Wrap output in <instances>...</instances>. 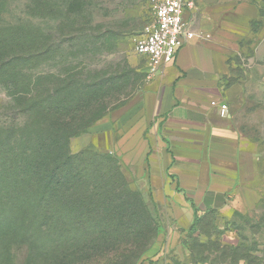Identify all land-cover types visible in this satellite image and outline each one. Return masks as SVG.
<instances>
[{"label": "rangeland", "instance_id": "rangeland-1", "mask_svg": "<svg viewBox=\"0 0 264 264\" xmlns=\"http://www.w3.org/2000/svg\"><path fill=\"white\" fill-rule=\"evenodd\" d=\"M152 17L150 0L1 1L5 35L23 29L33 42L45 36L51 49L17 62L11 85L0 77V198L41 195L18 189L22 149L27 163L68 156L78 177L65 195L44 194L47 226L36 220L6 234L0 264H153L162 251L166 226L176 219L142 178L141 139L97 149L90 131L95 118L123 112L140 94L147 61L134 52V40ZM230 66L224 124L251 152L257 201L199 214L185 242L198 264H264V38L241 42ZM76 118L84 123L71 127ZM55 203L62 206L57 213Z\"/></svg>", "mask_w": 264, "mask_h": 264}, {"label": "crops", "instance_id": "crops-1", "mask_svg": "<svg viewBox=\"0 0 264 264\" xmlns=\"http://www.w3.org/2000/svg\"><path fill=\"white\" fill-rule=\"evenodd\" d=\"M187 1L183 18L194 36L170 63L147 77L122 113L111 112L90 126L92 144L99 149L142 141V178L176 219L166 226V242L153 264H198L185 242L194 211L199 216L249 209L257 201L250 185L253 158L225 127L230 114L224 95L230 59L240 43L264 38V0ZM222 103L227 104L224 114Z\"/></svg>", "mask_w": 264, "mask_h": 264}, {"label": "trees", "instance_id": "trees-1", "mask_svg": "<svg viewBox=\"0 0 264 264\" xmlns=\"http://www.w3.org/2000/svg\"><path fill=\"white\" fill-rule=\"evenodd\" d=\"M3 0H0V3ZM5 35L4 29L0 28V77L5 80L6 84L11 85L14 76V66L21 60L35 59L45 56L51 49V45L45 36L40 40L33 42L27 33L21 29V33ZM19 87V86H18ZM36 89V86L34 87ZM21 91V90H19ZM95 118L91 123H94ZM84 122L82 119H72L71 127H80ZM60 128V127H59ZM67 128H63V134L58 136L60 139L66 138ZM76 134V130H73ZM93 145V144H92ZM94 146V145H93ZM95 147V146H94ZM97 148V147H95ZM99 149V148H97ZM25 149L18 154L17 161V177L19 178L18 186L21 191H36L41 195L38 199L30 198V196H20L12 200L0 198V241L4 239L8 232H14L19 229L29 230L38 220L40 226L48 225V203L44 199L45 193H57L59 196L65 195L68 191V185H72L76 176L72 169L68 167L71 160L68 156L58 155L54 153L52 156H35L27 163L24 160ZM32 168H39L33 173V180L27 179ZM67 186V187H66ZM33 189V190H32ZM74 207V206H73ZM62 206L55 203L52 209L57 213ZM199 216L194 211L193 223L190 230H194V224Z\"/></svg>", "mask_w": 264, "mask_h": 264}, {"label": "built area", "instance_id": "built-area-1", "mask_svg": "<svg viewBox=\"0 0 264 264\" xmlns=\"http://www.w3.org/2000/svg\"><path fill=\"white\" fill-rule=\"evenodd\" d=\"M150 4L153 17L135 38L133 48L138 56L146 59L148 78L170 63L178 49L194 36L183 18L185 8L190 5L187 0H150ZM226 111L227 104H220V112Z\"/></svg>", "mask_w": 264, "mask_h": 264}]
</instances>
